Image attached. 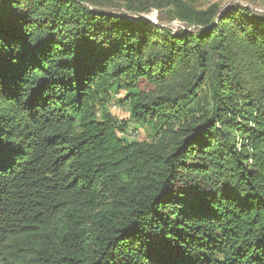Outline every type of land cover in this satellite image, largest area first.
<instances>
[{
    "label": "trees",
    "instance_id": "trees-1",
    "mask_svg": "<svg viewBox=\"0 0 264 264\" xmlns=\"http://www.w3.org/2000/svg\"><path fill=\"white\" fill-rule=\"evenodd\" d=\"M195 1L0 0V264H264V17Z\"/></svg>",
    "mask_w": 264,
    "mask_h": 264
},
{
    "label": "rangeland",
    "instance_id": "rangeland-1",
    "mask_svg": "<svg viewBox=\"0 0 264 264\" xmlns=\"http://www.w3.org/2000/svg\"><path fill=\"white\" fill-rule=\"evenodd\" d=\"M195 4L200 9H205L211 5H218L221 12L224 13L230 8L243 7L252 10L257 16L264 17V0H196ZM95 10L101 12H111L109 8H95ZM132 19H137L140 17L141 20H146L155 25H161L174 32L187 31L194 32L196 28L189 26L185 23L180 22L172 17L169 10H152L147 14H141L136 17V15H130ZM125 93L119 92L113 96L112 101L108 105V110L112 115L117 117L121 121L128 122V132L122 136L128 138L129 142L132 141H148L149 135L144 128L136 126L132 122L130 123V113L129 107L124 102Z\"/></svg>",
    "mask_w": 264,
    "mask_h": 264
}]
</instances>
